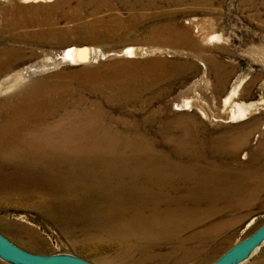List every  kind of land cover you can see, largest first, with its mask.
I'll return each instance as SVG.
<instances>
[{
    "label": "rangeland",
    "instance_id": "obj_1",
    "mask_svg": "<svg viewBox=\"0 0 264 264\" xmlns=\"http://www.w3.org/2000/svg\"><path fill=\"white\" fill-rule=\"evenodd\" d=\"M72 49L82 51L84 61L65 60ZM0 63V114L16 101L36 98L49 105L41 110L51 117L43 126L53 131L56 150L67 153L74 142L87 149L102 138L111 144L114 129L139 132L153 146L152 155L179 159L183 152L176 145L187 132L189 141L194 135L204 143L194 155L202 152L223 165L217 173L224 180L212 187L185 182L182 207L169 205L177 212L170 229L151 231L125 251L96 231L102 223L97 216L112 215L97 208L121 203L116 181L104 188L108 195L102 187L109 184L99 175L61 163L57 172L66 171L68 179L88 184L98 178L95 189H75L67 179L49 181L53 187L38 175L30 188L58 192L46 198L18 184L24 171L0 165V233L20 248L72 254L93 264H212L264 223V189L239 210L229 208L245 201V194L228 193L243 183L264 186V0H0ZM242 110L244 120L233 122ZM86 113L92 121L75 120ZM95 124L111 131L94 135L77 128ZM218 144L223 149L216 151ZM113 146L124 152L123 142ZM141 151L134 147L129 155L143 158ZM121 178L130 189L126 174ZM243 264H264V245Z\"/></svg>",
    "mask_w": 264,
    "mask_h": 264
},
{
    "label": "bare ground",
    "instance_id": "obj_2",
    "mask_svg": "<svg viewBox=\"0 0 264 264\" xmlns=\"http://www.w3.org/2000/svg\"><path fill=\"white\" fill-rule=\"evenodd\" d=\"M128 53H130V52H128ZM68 57H71L73 59V61H80V62L84 61L82 51H79L77 49L69 50L63 54V58L65 60H67ZM0 67L3 68L1 63H0ZM1 71L2 70H0V72ZM17 79L18 78H16L15 80H17ZM2 89H3V87H2V85H0V90H2ZM32 89H31V91H32ZM22 90L23 89H21V91ZM26 95H27V93H26ZM37 95H39V94H37ZM40 95H41V93H40ZM42 95H43V93H42ZM34 96H36V95H34ZM25 97H27V96H25ZM42 97L44 98V96H42ZM45 99H47V98H45ZM59 99H61V98H59ZM35 101H36V98H35ZM35 101H33V99H32V102H30V103H27V102L24 103V101H16L15 103L12 104V106L9 104L11 107L9 106L10 110L8 112H6L7 110L5 109L4 113L0 114V165L1 166L11 165L13 168H16V169L19 168L20 171L21 170L24 171L26 174L19 176V178L21 180L19 181L18 184L19 185L23 184L27 188L31 187V185L30 186H28V185L30 183H32L34 178L39 177L38 175H41V176L43 175L42 177H44L47 180L48 184H50L53 187H54L55 183H49V181L57 183L61 180L67 179V185H71L74 188H75V186H84V187L89 188V189H95L94 183H96V180L98 178L97 179H95L94 177L90 178L88 184L86 183L87 184V186H86V184H83L81 182H77L76 180L68 179L69 174L67 173V177H66V171H60L58 173L57 171H59L60 167L57 169L56 166L58 167V166L62 165L61 163H66V162H67V165L70 167V169H73L75 171L76 170L77 171L78 170L83 171V169H85L91 173H96L95 175H99L103 184L104 183L109 184L108 186L102 187L103 191L105 193H107L108 195H109L110 189L108 192V190L104 189V188H107V187L111 188V186L114 185L112 181H114V182L116 181L117 182L116 187H114V186L113 187L115 189V193L118 194L116 200L118 201L120 199L119 203L120 202L121 203L118 204L116 201V203L118 205L116 208H113L114 205H116V204H112V205L110 204L109 206H106V205L105 206H99L98 205L99 206L97 208L98 212H100V213L101 212L112 213V215L107 216V215H102L103 213L101 215L99 214V216H97V217H99L102 220V223L98 224L99 228L96 231H98V234L99 233L104 234V236L106 238H103V239L106 242L113 244V245H116V246H119L116 248L120 251L121 250L125 251V247L126 248H129L130 246L132 247V245L129 244L130 242L132 243V241H133V243H135L136 241L139 242L140 240L141 241L147 240L148 235L151 231H155V232L158 231L159 232L162 230H167L170 227L169 221H170L171 217L173 218L176 215L177 212L174 211V209L173 210L170 209L169 205L172 202H174V205H175V202H176V204H180L182 207V201L184 199L182 197H184V196H182L180 193H182L184 190L188 189V188H184L185 182H191V183H193L192 186L200 185V187L204 188V187H207L210 185L213 186L215 183H217V181L222 182L224 180V179L220 180L218 177L219 172L217 173V171H220V169L223 167V165H221L217 160L213 159L214 161H211L209 159H206V157L204 155H202V152L199 153V156H197V154L194 155V151L198 150V152H199L201 145L202 144L204 145V143L201 141V138L199 139L194 135H193V139L191 141H189L190 134H188L187 132H186V134L183 135L184 137L182 138V144L179 143L176 145L177 149L182 148L179 151L183 152L182 153L183 156L181 155L182 157L180 156L179 159H171V158H167V157L163 158V157L156 155L154 153L152 155L150 153L149 149H152L153 146L150 143H147V141H145L146 139L143 136V134H140L139 132H135L134 134L122 132L121 133L122 135H121L120 133L117 132V130H114V129L112 130V133H113V136L115 137V139H114L115 141H113V139H112L111 144H107L105 142L106 140L103 141V138H102V139H98V141L93 142L89 146V148L86 149L83 147V144H81L79 146V144L77 142H74L70 148H67V150H66L67 153L66 152L63 153V152L58 150L59 148L56 150L53 146L54 145V143H53L54 140L52 139L53 131H50L46 126H43V125L48 123V120L51 119V117H50V115H46V113L42 112L41 110L42 109L47 110V109H49L50 106L48 105L49 106L48 107L44 104L46 106V107H44V105H41L40 102H39L40 104H38ZM37 101H38V99H37ZM5 102H6V100H5ZM3 103L4 102H2V104ZM8 103H10V102H8ZM51 104H52V102H51ZM188 106H190V105H188ZM188 106L186 107V110L188 108H190ZM38 109H39V113H38ZM52 109H54V108H52ZM178 110H182V109L180 108ZM52 111L54 112L55 110H52ZM90 116H91L90 114L88 115L86 113L84 115L83 114H77L74 117L77 118V119H75L77 121H79V120L92 121ZM236 117H237V119L234 117L235 120H232L233 122H240V121L244 120L245 112L243 110L240 111L238 116H236ZM70 119L71 118H69V121H70ZM95 121L98 123V120H95ZM70 123H76V122L72 121ZM80 123H82V122H80ZM48 125H50V124H48ZM77 128H79L78 131L85 132L86 130H88V131L92 132V134H94V135L99 130H103L105 132L108 130H109V132L111 131L110 127L108 125L102 126L100 124H95L92 128L91 127L88 128L85 125H83V128L82 127H77ZM76 133H77V131H76ZM96 134H98V133H96ZM130 135H134V136H130ZM131 139L134 142L133 144L130 141ZM84 141H85V139H84ZM84 141H83V143H84ZM119 141L124 143L125 148H123L124 149L123 153H117L115 146H113L115 143H117ZM127 141H129V142H127ZM126 143H127V146H126ZM222 143H223V141H222ZM84 144H86V143H84ZM134 147L140 148L142 150L141 152H144L143 156H142L143 158H140L141 156L138 158L137 155L135 156L136 159L134 158V155L130 157L129 152L132 151L134 149ZM211 147H214L213 144H211ZM233 148L237 149L235 147H233ZM192 149H193V153H192ZM215 149L217 151L219 149H223V147L220 144ZM100 152H101V154H100ZM65 157L67 159H65ZM183 160H184L185 164H182L181 161H183ZM69 167H68V170H69ZM2 172H5V171H2ZM69 172H70V170H69ZM10 173H11V171H10ZM91 173H89V174H91ZM15 174L13 172V175H15ZM124 174H126L127 183L131 184L130 189H128V190L125 189L124 185H126V184L121 178V177H123ZM6 175H8L7 172H6ZM16 176H17V174H16ZM6 177H8V176H6ZM23 177H26V178L23 179ZM0 178L2 179V177H0ZM71 178H73V177H71ZM23 181H25V182H23ZM14 182H15V180H14ZM85 182H86V180H85ZM178 182L183 183V186H181ZM176 183H178L181 188H179ZM110 184H112V185L110 186ZM240 184H242V183H240ZM243 185H244V183H243ZM243 185H240V187L234 188L233 191H229L228 193H230V196H232L231 193L245 194L244 199L246 198V200L245 201L240 200L241 202H239L238 204L235 203L234 206L230 205L231 208H229V209L239 210L242 207L244 208L245 206H247L249 204L250 197L255 198L264 189L263 185L259 188H255V189L247 188ZM16 186H17V184L13 187L19 188ZM51 186H50V188H51ZM192 186L189 187V189L192 190L193 189ZM212 186H210V187H212ZM25 187H23V188L26 189ZM53 187H52L51 192H50L51 189L47 192L48 186L44 187L43 190H40L38 186L34 185V187H32L30 189H26V190L29 191V193H30V192H36L38 189L39 191L44 193L46 198H47L50 195L51 196L54 195V192H56V191H54L55 189ZM224 187H225V185H224ZM99 192H100V189H99ZM23 193H25V192L22 191V194ZM56 193L58 194V192H56ZM67 193H70V191H67ZM83 193H85V192H83ZM228 193H226L225 195L227 196ZM85 194H88V193H85ZM89 194H90V192H89ZM63 195H65V194H62V197H63ZM93 195H95V194H93ZM97 195H98V192H97ZM126 195H127V198H126ZM190 195H191V193H190ZM101 197H103V196H101ZM187 198L190 200L193 199V197H191V198L187 197ZM122 199H126V200L124 201ZM110 202H111V200H110ZM110 202H108V203H110ZM123 202L124 203L126 202V206L124 205ZM183 203H184V201H183ZM103 204H104V202H103ZM84 205H82V206H84ZM80 206H81V204H80ZM72 209H74V208H72ZM181 210H180V212H181ZM177 211L179 212L178 209H177ZM70 215H72V214H70ZM77 215H79V214H77ZM67 216H69V215H67ZM86 216H84L85 219H86ZM77 219H78V217H77ZM79 220H80V218H79ZM87 221H88V219H87ZM91 225H90V227H92ZM94 225H93V227H94ZM101 237H102V235H101ZM101 237H100V239H101Z\"/></svg>",
    "mask_w": 264,
    "mask_h": 264
},
{
    "label": "water",
    "instance_id": "obj_3",
    "mask_svg": "<svg viewBox=\"0 0 264 264\" xmlns=\"http://www.w3.org/2000/svg\"><path fill=\"white\" fill-rule=\"evenodd\" d=\"M264 245V223L247 238L232 246L212 264H243ZM0 259L9 264H93L72 254L28 252L0 233Z\"/></svg>",
    "mask_w": 264,
    "mask_h": 264
}]
</instances>
